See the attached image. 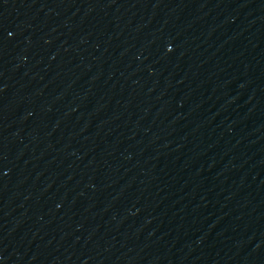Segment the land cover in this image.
<instances>
[{"label":"water","instance_id":"obj_1","mask_svg":"<svg viewBox=\"0 0 264 264\" xmlns=\"http://www.w3.org/2000/svg\"><path fill=\"white\" fill-rule=\"evenodd\" d=\"M81 264H264V0H138Z\"/></svg>","mask_w":264,"mask_h":264}]
</instances>
